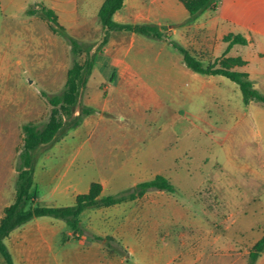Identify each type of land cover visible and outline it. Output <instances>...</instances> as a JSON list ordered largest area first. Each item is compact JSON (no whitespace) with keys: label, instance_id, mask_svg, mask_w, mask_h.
I'll use <instances>...</instances> for the list:
<instances>
[{"label":"rangeland","instance_id":"obj_1","mask_svg":"<svg viewBox=\"0 0 264 264\" xmlns=\"http://www.w3.org/2000/svg\"><path fill=\"white\" fill-rule=\"evenodd\" d=\"M89 1L77 0L79 15L91 14L84 5ZM221 1L227 5L236 0ZM57 2L61 0H0V183L8 188L17 173L22 125L43 126L50 114L49 98L62 93L67 69L84 57L71 51L67 29L61 30L42 12V6L51 8ZM157 2L128 0L121 8V21L159 20L166 28L183 18L179 12L159 10ZM137 8L151 9L149 18H135ZM255 15L264 17L261 10ZM170 39L181 43L176 34ZM152 40L135 41L127 56L144 75L155 65L158 49L163 50L161 56L167 50L180 54ZM94 57V71L79 98L94 112L34 151L33 187L39 203L73 204L70 194L57 198L51 193L55 182L84 189L101 180L102 194H119L161 174L174 190L149 189L136 199L86 207L79 216L80 234H73L60 218L34 217L49 230L51 252L57 257L111 259V264H249V251L264 235V103L250 104L253 121L222 147L172 116L165 106L149 107L143 119L131 118L134 91L123 97L121 112L109 104L108 113L100 116L103 97L122 91L105 88L111 74L104 67L108 58L101 51ZM88 93L98 94L97 103L85 102ZM120 146L130 148L129 154L121 153ZM98 147L111 153L97 152ZM119 155L129 161L121 163ZM16 257L17 264H24L21 251ZM0 264H5L1 255ZM253 264H264V250Z\"/></svg>","mask_w":264,"mask_h":264},{"label":"crops","instance_id":"obj_2","mask_svg":"<svg viewBox=\"0 0 264 264\" xmlns=\"http://www.w3.org/2000/svg\"><path fill=\"white\" fill-rule=\"evenodd\" d=\"M103 1L90 0L89 3H84L85 8L88 6L92 10L91 14L85 16L77 13V0H61V3L57 2L56 5L51 3L50 9L54 11L58 24L66 28L71 37L79 42L96 44L102 35V26L97 13ZM127 1L124 0L123 7ZM177 1L183 6L179 0ZM155 2L159 3V10L170 15H176L179 12L183 14V18L166 28L159 20L149 23L159 27L161 37L125 29L109 32L101 51V54L108 58V64H104L105 70L107 73L111 72L105 88L108 89L111 86L114 90L118 89L122 92L103 97L100 116L109 110V104L112 105V110L121 112L123 97L130 91H134L135 101L133 108L128 112L131 118L143 119L149 107L165 106L172 116L181 118L198 134L216 146L222 147L235 134H239L242 129L251 124L254 115L249 114L250 104L255 106L257 100H251L245 106L240 88L229 78L219 74H201L190 70L183 63L179 50L172 45L171 42L174 41L170 37L173 34L178 35L181 43H174L199 58L203 65L216 62L218 66L217 62L222 58H240L242 64L230 63L229 69L246 73L253 87L264 93V27H262L264 17H255L257 10H261L264 14V0H236L227 5L221 0H213L211 8L203 10L192 20H188L187 10L184 8L186 13L182 12L181 6L173 0H149V3ZM121 8L113 14V19L118 23H123ZM223 9L227 10L222 11ZM150 14L151 9L143 12L137 8L135 18L148 19ZM67 23H70V26ZM191 29L194 30L191 31ZM234 35L243 37L246 42L244 44L230 43L227 38ZM149 39H153L152 41L163 47L171 48L172 51L177 50L180 54L167 50V53L161 56L163 50L158 49L155 65L149 74L144 75L133 67V64L127 60V56L135 41L148 44ZM240 47L243 48V53ZM139 51L142 50L139 49ZM95 63L94 57L90 74L94 71ZM134 86L136 90L131 89ZM97 96V93L91 96L88 93L85 102L97 103ZM95 149L97 152L111 153V149L106 147ZM119 150L121 153L129 154L130 148L128 150V147L120 146ZM116 158L123 164L129 161L128 157L122 155ZM140 158L138 157L135 161L139 162ZM97 182L103 189V182L101 180ZM89 184L86 188L79 189L70 182L62 186L55 182L51 193L56 194L57 198L70 194L74 200L78 193L88 190ZM13 197L14 185L8 188L0 183V217L3 208L11 203ZM48 232L47 227L36 218L13 229L4 238V243L11 253L14 264H17V251L22 252L24 264H111V259H97L91 256L57 257L51 252Z\"/></svg>","mask_w":264,"mask_h":264},{"label":"trees","instance_id":"obj_3","mask_svg":"<svg viewBox=\"0 0 264 264\" xmlns=\"http://www.w3.org/2000/svg\"><path fill=\"white\" fill-rule=\"evenodd\" d=\"M187 10L192 20L199 13L213 6V0H179ZM124 0H104L98 10L97 16L102 26V35L100 40L94 43L79 42L72 37H68L71 51L75 54L83 53L81 61L75 60L67 69L64 89L60 95H54L49 98L51 104L50 114L47 121L41 128L31 123L22 125V145L18 153L19 162L16 166V177L14 182V197L11 203L2 210L0 217V255L5 264H14L10 251L4 243V238L9 233L38 216H52L65 221L73 234H80L79 216L81 212L90 206H110L125 200H132L143 196L149 189L173 191L174 187L165 176L156 174L153 178L143 180L134 185L131 190L119 194H102V186L97 181L89 184L88 190L84 193H78L71 205L49 206L39 203L36 190L34 189V151L44 143H48L56 137L62 135L71 127L77 126L83 116L94 112V108L82 104L79 101L87 77L93 67L94 53L102 51L110 31L130 30L153 37H161L162 33L155 24H123L113 19V14L122 7ZM42 12L46 18L57 24L61 30L64 28L58 24L54 11L42 6ZM230 43L244 44L246 40L234 35L227 38ZM182 55V61L190 70L201 74H219L223 75L240 88L244 104L247 105L251 100H257L264 103V94L253 87L247 74L229 69V64H242L240 58L220 59L216 62L203 65L201 60L192 55L188 50L180 45L171 42ZM94 239H103L100 236H91ZM264 250V235H262L249 251L250 263Z\"/></svg>","mask_w":264,"mask_h":264}]
</instances>
